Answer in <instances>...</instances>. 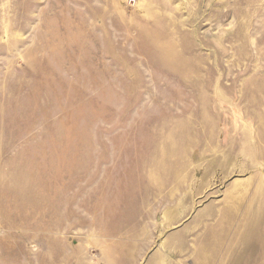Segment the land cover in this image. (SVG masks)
<instances>
[{
	"label": "rangeland",
	"instance_id": "1",
	"mask_svg": "<svg viewBox=\"0 0 264 264\" xmlns=\"http://www.w3.org/2000/svg\"><path fill=\"white\" fill-rule=\"evenodd\" d=\"M0 264H264V0H0Z\"/></svg>",
	"mask_w": 264,
	"mask_h": 264
}]
</instances>
